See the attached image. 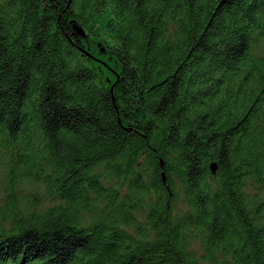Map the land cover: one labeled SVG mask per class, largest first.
Segmentation results:
<instances>
[{"label":"trees","instance_id":"1","mask_svg":"<svg viewBox=\"0 0 264 264\" xmlns=\"http://www.w3.org/2000/svg\"><path fill=\"white\" fill-rule=\"evenodd\" d=\"M4 165L0 264H264V0H0Z\"/></svg>","mask_w":264,"mask_h":264},{"label":"rangeland","instance_id":"2","mask_svg":"<svg viewBox=\"0 0 264 264\" xmlns=\"http://www.w3.org/2000/svg\"><path fill=\"white\" fill-rule=\"evenodd\" d=\"M88 46L92 50H96L99 48V42L93 38L92 36L88 39ZM100 60V59H98ZM100 64L102 65L104 72L113 79V76L118 71V66L116 65L115 61L111 59L107 54L102 56ZM106 60L108 64L104 65L103 61ZM7 165V164H6ZM4 165L1 168L0 173V203H3L6 196V189L9 187V177H10V167ZM14 188L18 192V197L24 200V203H30L32 201H38L41 203L47 202V197L44 193V187L42 184L35 182L34 179H25L19 180L15 183ZM198 247V245H197ZM194 247L198 252L199 249Z\"/></svg>","mask_w":264,"mask_h":264},{"label":"water","instance_id":"3","mask_svg":"<svg viewBox=\"0 0 264 264\" xmlns=\"http://www.w3.org/2000/svg\"><path fill=\"white\" fill-rule=\"evenodd\" d=\"M75 28H76V32H77L78 35H80L82 37H86V32L80 26H76L75 25ZM212 169L215 172V170H216L215 163L212 165Z\"/></svg>","mask_w":264,"mask_h":264}]
</instances>
